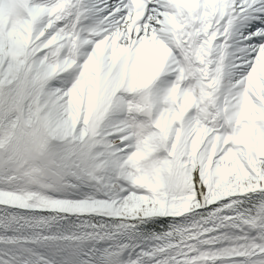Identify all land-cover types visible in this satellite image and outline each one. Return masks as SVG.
Returning <instances> with one entry per match:
<instances>
[{
	"label": "snow or ice",
	"instance_id": "6c2138e0",
	"mask_svg": "<svg viewBox=\"0 0 264 264\" xmlns=\"http://www.w3.org/2000/svg\"><path fill=\"white\" fill-rule=\"evenodd\" d=\"M0 264H264V0H0Z\"/></svg>",
	"mask_w": 264,
	"mask_h": 264
}]
</instances>
